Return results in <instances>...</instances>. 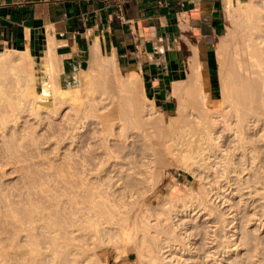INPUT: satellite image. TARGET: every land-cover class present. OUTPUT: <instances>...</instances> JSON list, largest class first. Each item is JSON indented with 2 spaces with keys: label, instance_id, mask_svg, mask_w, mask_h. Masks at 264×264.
Masks as SVG:
<instances>
[{
  "label": "bare ground",
  "instance_id": "bare-ground-1",
  "mask_svg": "<svg viewBox=\"0 0 264 264\" xmlns=\"http://www.w3.org/2000/svg\"><path fill=\"white\" fill-rule=\"evenodd\" d=\"M258 2L260 3L256 4ZM236 4L242 7L239 10L241 11V13H245L248 21L244 22L238 33L232 37L231 52L229 54V57H227V59H224V64H222L221 67L219 66V74L222 75V78L223 72L225 73V82L226 80L227 83L229 82V88L228 90H226V93L222 94V101L218 104L227 105H223L224 108H221L218 113H214L217 114L213 115L214 117L211 114V116L208 117L209 115L207 116V114L210 111V107L206 106L208 105V102L206 101H209V96L205 92L206 94H204L208 97H205L206 100L205 102L203 101L204 103H202L201 101V104L205 106H203V108H205V111L203 108L201 110L202 105H200V107L195 104L194 109L191 107L193 106L192 102L190 105V108H192L194 112L196 111L195 113H197V111L205 113H198V115H200L199 118H196L197 114L195 118H193L194 116H190V122H187L184 117L183 123L186 121L185 123L187 126H183V132H186L183 135L185 137L182 138L183 136L180 137L176 135L175 137H169V140L167 139L168 137H166V140L169 141V145L165 142L167 145L164 143L165 145L163 146V148H165L163 151H168L170 150L169 148H173V146H175L176 151L178 149L179 152L176 153V155L180 154L179 161L183 163L184 169L186 168L187 171H190L194 177L199 178L200 180H203L205 184H208V186L205 187L206 189L208 187H211V189L207 190L208 192H205L204 186H200L202 188L201 191L203 190V192H201V196H199V193H197L199 195H193L194 192L192 191L191 193V190H189L192 196L190 194V198L185 197V199L189 198V200L187 199V201L185 200V202L183 200V202L180 203V201L182 200L179 198L180 201L177 200V204L173 205V202L169 199L172 202V205L171 202L166 200L162 201L160 204L150 207L147 203L151 200L154 193H152L150 190V192H148L150 194H148L147 191H149L148 188L151 186L150 182L158 179L157 176H159V172H157V168L160 167V164H162L163 162L161 160L163 156L160 154L161 151L160 153H158L159 150L157 151V149H155V147L153 146V143H151L154 147V150L153 148H151V146L150 151L148 149L150 153H143V156L140 153L142 158L139 157V159H141L142 161H140L136 155L132 157L128 156L124 159L122 157V159L125 161L120 162V160L116 158L118 157L116 154L114 156L106 154V157L104 156L105 162H108L109 159L115 157L116 160H119V163L114 162L112 164H109L108 171L107 169L102 171V161L101 164L98 162L97 164L99 166L101 165V169H97L98 174H103L106 177H109L108 174L111 172L112 175L110 176L108 181H115L113 183H107L106 185L107 178H104L106 182H104V179L103 182L105 183L106 188H102V186L100 185L102 182L97 186L90 185L86 189L88 191L85 193V202L84 205H82V207H84L80 210L81 212L77 211V216H74V214H76V211L72 212V215L69 218L71 227H76V232H86V235L84 237H86L90 243L86 244L85 242H87V240L84 242L85 239H82L83 236L81 237L82 240H78L76 237H72L70 238L71 240L68 239V243L66 245L67 247H60L59 243H57L56 241L59 230L53 228L52 233L54 235V238H52V241H50V244L52 245V264H99V260L97 257L98 251L101 247H93L91 241H94V246H97V244H99L100 246L101 244H103L105 246L104 238L110 240L111 242L109 244V241H106L108 242L106 245H114L115 243L113 241L114 244H112V240H116V242L119 243V241L123 239L126 241L125 243L121 241L124 244H126L130 240H133L130 243L132 245L134 241H137V243L135 242L136 244L134 243V247H130V249H128L129 252H133L136 255V264H220V262H223L224 258H229V255L227 257H225L224 255L227 254L228 248L232 245L229 244V237L234 236V234L230 236L227 235L226 230L228 229H226V227L232 224L233 220H235V217L234 215H232L228 217L232 220L227 221V218H222L224 214L221 213V215L218 214L219 217H217V215L215 216L217 217L216 220H210L213 217V212L206 210V202L208 200L206 199V197L208 198L210 196L209 193H212L213 190L214 192L211 194L209 199H211V197L213 196L215 199L221 197V199H223L224 197L222 195H225L224 192L229 189L231 191L230 193H232L233 196L236 193H238L239 196L245 195L246 201L243 202L242 206L244 205L245 208L247 204V206H249V210H251V213L247 214L249 216L247 217V220L250 222L252 218L257 216V223H254V225H256V228L254 227L256 231L264 226V210H261L264 209V0H251V2L249 1L248 6L247 3L243 4L242 2L238 1ZM231 7L232 5L228 0L225 11L229 12ZM52 53L53 52L49 50L46 56L36 58L30 55L27 51L1 52L0 71H3L7 75H11L13 77V85L15 84L16 89H20L22 86L28 87L34 83L37 84L40 80L42 84L47 83L48 80V86H44L43 84L44 90L48 89L47 93H49L48 97L46 98L45 106L49 107V105L51 104L50 93H52V101L55 98V100H57L58 102V108H60L67 102L69 98L62 93V89L57 85L58 83L56 81L58 70L56 67L55 58L53 59L54 56H52ZM96 58L97 53L94 52L90 62L94 64L95 67L100 70V72L103 71L104 73L105 71L107 72L108 69L112 70L114 72V83L119 88H128L132 90L133 88L135 89L136 87L140 86L141 77L136 75V73H127V75L131 76L130 78H119V70L115 67L114 62L111 59H108V65L106 64L107 66H104L98 63L96 61ZM48 70H51L53 75V78L51 80L48 79L49 76L46 78ZM191 76H193L194 81H198V75L192 74ZM194 81L191 83L193 84ZM199 81H201L200 78ZM188 84L190 90V87L192 85H190V83ZM183 86H181V81L173 83L170 89L169 96L173 97L178 95L180 87L183 88ZM193 86H197V84ZM202 88L203 87H200L201 90L205 91V89ZM183 91H185L184 88ZM200 92V90L198 92L195 91V93H197L198 95L195 93L194 95L199 96L201 100V97L204 94H201L202 92ZM5 93H0L1 135L5 129L7 130V128H11L10 125L17 119H19L18 115L21 111L19 107L20 103L15 100V97L12 98L8 95L9 93H7V95ZM185 94H187V96L189 95V93L187 92H185ZM190 94H193L192 91L190 92ZM135 97L136 95H134V98ZM188 97L193 98L192 95ZM182 99L181 101L177 100V104L180 105L179 102H182ZM187 99L188 98H186V100ZM192 101H194V103L195 101L196 103L198 102L197 100ZM136 102L138 103V100ZM53 103L54 102H52V104ZM215 104H212L213 107ZM186 105L189 104H183L182 109L183 106L187 107ZM35 107L36 105H33V107H31L30 111L32 113H38V110ZM138 107L136 110L134 109L135 111L132 109V112H134L136 116L139 114L138 111L141 112V108L138 110ZM206 107H208L209 109H207ZM195 108L197 110H195ZM211 111L212 113L214 112L213 110ZM181 113L178 115L183 117V111ZM192 113L190 112L189 114ZM185 114L187 115V113ZM138 117L137 119L134 117L130 119L132 121L133 119L138 120L140 119V117ZM182 117L181 119H183ZM127 121L128 120H126V122ZM181 122L179 121V124H181ZM141 123H143V121ZM158 123L159 121H157V124ZM145 124L148 125V123ZM145 124L140 125L143 128V125ZM151 124L157 125L156 120H153V123ZM179 124L177 125L180 127ZM191 125H193L192 128L195 127L196 130L190 128ZM72 126L73 125H71V128L74 127ZM122 126H124V124ZM141 126L139 127L140 129H142ZM130 127L133 128V126L131 125ZM185 127L187 129H185ZM139 128L138 130H140ZM150 128L151 127H149L148 130H150ZM175 128L176 129H172L173 131L177 132L178 129L177 127ZM189 128L193 130L192 133L190 132ZM129 130H131V128L128 129V131ZM162 130H164L163 127ZM162 130L160 129L159 133H163ZM151 131L153 130H150V132ZM173 131L170 129V132ZM176 132L173 133L175 134ZM148 133L149 132H147L146 135ZM153 133L149 134L152 135ZM173 133L168 134H171L172 136ZM180 133L181 132H179V134ZM148 140L150 141L151 139L149 138ZM147 142L148 141H146V143ZM142 145L144 146L143 142ZM159 145L161 147V143L158 144V146ZM143 146L139 147L143 148ZM151 149L153 151H151ZM107 151L108 150L106 149V152ZM176 151L174 150V153ZM108 152L113 153L112 150L111 152ZM132 152L135 153L134 150H132ZM137 152H139V150L136 151V153ZM143 152L145 151L143 150ZM174 153H172V156ZM166 157L167 156H165V159ZM113 160L115 159H112V162ZM156 172L158 173L157 175ZM155 177H157V179L154 180ZM105 185L103 187H105ZM116 186H119V189H114V187ZM152 188H154V186H152ZM145 193H147L148 195L146 196ZM184 196H182V198H184ZM151 201L153 202V200ZM173 201L175 202V200ZM258 202L261 204L257 205ZM236 204L238 203L236 202ZM254 205L259 206L258 208L256 206L257 210H254ZM251 206L253 207L250 208ZM235 208L242 209L240 208V206ZM258 209H260L262 212L260 213ZM243 211L240 210L241 213ZM256 211H258L260 214ZM191 213L193 216L191 217L189 224L174 220L177 216H187ZM244 213L245 212H243L242 214L243 216H240L245 218L247 215ZM202 214H206L207 217L201 223L199 222V225H197L195 221ZM229 214L231 213L228 212V214L226 215ZM195 215L196 217L193 218ZM253 220L254 219H252V221ZM193 225H195V227ZM245 228L246 227H244L243 229L245 230ZM249 232L246 235L247 239H249V242L245 243V259L241 260V262H236L235 264H254L253 262H251V256L247 255L250 251L254 252V256L256 257L255 261L257 262V264L262 263L260 259L262 257L260 255L264 256V238L260 236L254 238L251 236L252 232ZM118 243H116V245H119ZM233 244L236 245L237 242H234ZM34 245H36V243H32L30 252L37 254L36 247H33ZM116 245H114L113 248H117ZM116 248L115 250L119 251ZM124 251L125 249L123 250V252ZM7 255L9 254L6 252H0V264H4ZM118 255L119 254H117V256ZM128 255L129 254H127V256ZM93 256L94 259L92 258ZM117 258L119 259V257Z\"/></svg>",
  "mask_w": 264,
  "mask_h": 264
},
{
  "label": "rangeland",
  "instance_id": "rangeland-1",
  "mask_svg": "<svg viewBox=\"0 0 264 264\" xmlns=\"http://www.w3.org/2000/svg\"><path fill=\"white\" fill-rule=\"evenodd\" d=\"M249 1L251 2V0H242L241 2L243 4L247 3L248 6ZM259 3L260 2L256 4ZM240 8L242 7L235 3L230 8L229 12L225 11V28L222 34V55L224 59H227L231 52L232 37L238 33L243 23L248 21L245 13L242 12V14L239 10ZM96 61L104 66L106 64L108 65L109 62L108 59H100L98 56L96 58ZM222 64H224V62ZM191 75H189L186 80L181 81V86L184 85L183 88L185 89V91H183V88L180 87L181 92L179 91L178 95L173 97L169 96V99L175 100L173 106L170 109L171 111L162 114V112L154 106L153 101H150L144 97L141 90L142 80L140 82V86L136 87L135 89L133 88L131 90L128 88H119L114 83V72L112 70L108 69L107 72H100V70H98L92 63L86 71L82 72L79 75L78 83L74 87L65 89L64 87H60L57 84L62 89V93L69 98L67 102L60 108H58V102L57 100H55V98L52 101V93H50L51 104L49 105V107L45 106L46 98L48 97L49 93H47L48 89H45L46 91L44 90L43 84L44 86H48V80L47 83L42 84L41 80L38 79L40 81H38L37 84L34 83L28 87L22 86L20 89H16L15 84L13 85V77L11 75H7L3 71H0V91H2L3 93L6 92V95L7 93H9L8 95L12 98L15 97V100L20 103L19 107L21 110L18 115L19 119H17L10 125L11 128H7V130L5 129L4 132H2V135L0 134V252H6L9 254L7 255L4 264H52V245L50 244V241H52V238H54V235L52 233L53 228L59 230L56 241L57 243H59L60 247H67L66 245L68 243V239L72 237H76L78 240L85 239V242L87 240V238L84 237L86 235V232H76V227H71L69 218L72 215V212L76 211V214H74V216H77V211L81 212L80 210L84 207H82V205H84L85 202L84 196L88 191L86 189L90 185L97 186L102 182L103 185L102 183L100 185L102 186V188H106L107 183H113L115 181H108L110 176L112 175L111 172L108 174L109 177H106L102 173V175H99L97 169H101V165L99 166L97 163L99 162L101 164L102 161V171L105 169H107L108 171L109 164H112L114 162L119 163V160L120 162H123L125 161L123 160L125 157H132L137 155L139 159V157L142 158L144 154L150 153V147L152 146L151 143H153V146L155 147V149H157V151L159 150L158 153H160L161 151L160 154L163 155L162 158H164H161V160L163 161L162 164H160L161 166L158 165L160 166L158 167L159 170L157 168V172H159V174L156 172V175L158 174L160 177L157 176L158 179L157 177L154 178V180L157 179L158 181L155 180L150 182L151 186L149 187L150 189L148 188L149 191H147L148 193L151 190V192L154 193L153 197L151 198L153 202L150 200V203L148 202L147 204L150 207H153L154 205L160 204L162 201L168 200L169 202L172 201L173 205H175L177 204V200L180 201L179 198L182 200L180 201V203L183 202V200L184 202L185 200L187 201V199L189 200L192 191L194 192L193 195L199 193L200 195H197L201 196V192H203V190L201 191V187L204 186L205 188L208 186V184H205L203 180L194 177L190 171H187L186 168L184 169L183 163L179 161L180 154L176 155V153L179 152L178 149L176 151L175 146H173V148H169L170 150L167 149L170 152L166 150L163 151L165 149L163 148V146L166 143L169 145V137H175L176 135L182 137L186 133L183 132V126H186V121L190 122V116H194L193 118H195L197 114L196 118H199L200 115H198V113H205L198 111L197 113H195L196 111L194 112V110H192V108L194 109L195 104H197V106L202 105L201 101L202 103H204L209 95L206 90L204 91L200 89V87H202L201 81H199L200 77H198V81L196 82L193 80V76ZM224 75L225 73L223 72V77L221 78L222 75L219 74L216 92L213 94L211 100L208 97L209 101H206L208 102V105L206 106L210 107V109L206 107L210 110L207 114V116L209 115L208 117H210L211 115H217L214 113H218L221 108H224V106L227 105L223 104V106L221 104H218L222 101V94L226 93V90H228L229 88V82L227 83V80L225 82L226 77H224ZM52 76L53 75L51 70H48L46 78L48 77V79L51 80L53 78ZM118 76L119 78L131 77L125 74L123 71H119ZM193 81L195 84L191 83ZM56 82L58 83V81ZM187 82L192 85L190 87V90L189 84ZM182 83L187 84L185 85ZM196 84L197 86H193ZM194 89L196 92L200 90L202 92H200L201 94H204L206 92L208 96L205 95V93L204 95H202L200 100L199 96L194 95ZM191 91L193 94H190ZM185 92L189 93L188 96L192 95L193 98L188 97ZM134 95H136L135 98ZM186 98H188V101L186 100ZM136 99L138 100V103L136 102ZM181 99L182 102H179L180 105L177 104L178 101H181ZM192 100H197L198 102L196 103L195 101L194 103V101ZM52 102L54 103L52 104ZM191 102L193 105L191 106L192 108H190ZM186 103L189 104L186 105L188 109L184 106L182 109V105H185ZM212 104H215L214 107ZM33 105H36L35 108H37L38 113H32L30 111ZM203 106L204 105H202V107L200 106L201 110ZM137 107L138 110L141 108V112L137 110L139 114L136 116L135 113L132 112V109L136 110ZM196 108L195 110H197ZM203 109L205 111V108ZM211 110H213L214 112L212 113ZM182 111L183 117L178 115ZM190 112H193L194 114H189ZM185 113H187V115ZM138 116L140 117V119L136 120ZM132 117L136 119H133L132 121ZM181 117L183 119H181ZM184 117L186 120L184 122L185 124L183 123ZM176 119L178 120V123ZM126 120H128L129 123L128 121L126 122ZM153 120H156V124L157 121H159V123L157 125H153L151 124L153 123ZM142 121L143 123H141ZM179 121H182L181 124H179ZM139 122L141 125L145 123H148V125L145 124L146 126L143 125L142 128ZM176 123L179 124L180 127L182 126L183 129L181 127L180 130V127ZM123 124L124 126H122ZM134 124L135 127L137 126L139 128L141 126L142 129L139 128L140 130H138L137 127H134ZM71 125H73L74 127L72 126L73 128H71ZM130 125L133 126V128L130 127ZM192 126L193 125H191L190 128H192ZM149 127H151L150 130L153 131L150 132V130H148ZM159 127L161 130L162 127L164 128V130H162L163 133H159ZM171 127L174 129H176L175 127H177V132L173 131ZM186 127L185 129H187ZM126 128H131V130L128 131V129ZM190 128L189 130L191 133L193 130H196L195 127L192 128L193 130H191ZM170 129L176 133L174 134L173 132H170ZM178 131L181 133L179 134ZM147 132H149L150 134L153 132L154 133L152 135H150L149 133V135H146ZM168 133H173V135L171 136V134ZM136 136L137 139L139 138V141L136 139ZM166 137H168V140H166ZM184 137L185 136H183L182 138ZM149 138L151 139L150 141L148 140ZM146 141L148 142L146 143ZM142 142L144 146L142 145ZM160 143L162 148L160 147V145L158 146V144ZM147 145L150 146L148 147ZM139 146H143V148ZM153 146L151 148H153L154 150ZM156 146H158L159 148ZM106 149L110 152L112 150L113 153H109L108 151L107 153ZM172 149H174L176 152L174 153V150ZM132 150H134L135 153L138 150L139 152L135 154L132 152ZM143 150L145 152H143ZM153 150L151 149V151ZM140 153L142 156L140 155ZM172 153H174L173 156ZM106 154H110L111 156H114L116 154L118 156L116 158H118L119 160H116L115 157H112L108 160V162H105L104 160ZM164 155L167 156V160L165 159ZM112 159L115 160H113L112 162ZM139 160L142 161L141 159ZM178 162L181 164H179ZM104 178H107V182ZM103 179L104 182H106V185L103 182ZM104 185L105 187H103ZM152 186H154L155 189L152 188ZM184 188H186L187 190ZM114 189H119V186L114 187ZM209 189H211V187H208L207 189L205 188L204 191L208 192L207 190ZM189 190H191V193ZM230 192V189L226 190L224 192L225 195H222L224 197L223 199H221L222 197L215 199L214 196L209 199L212 193H209L210 196L208 198L206 197V199H208L206 202V210L213 212L212 215L215 218L214 219L212 217L210 219L211 221L216 220V218L219 217L221 213L224 214L222 218H227V221L232 220L228 217L232 215H234L235 217V220H233L232 224L226 227V229H228L226 230L227 235L230 236L234 234V236L229 237V244L232 245L228 248L227 254L224 255L225 257L229 255V258H224L223 262H220V264H235L236 262H241V260L245 259V243L249 242V239H247L246 235L249 231L252 232L251 236L254 238L258 236L264 238V226L258 229V231L255 230L256 225H254V223H257V216H253L254 218H252L256 222L254 220L252 221V219L250 222L247 220V217H249L247 214H250L251 210H249V206H247V204L245 208L244 205L242 206L243 202L246 201L245 195L239 196V194L236 193L233 196ZM147 193H145L146 196L150 194ZM182 196H184V198H182ZM185 197L189 198L185 199ZM173 200H175V202ZM236 202L238 204H236ZM260 204L261 203L258 202L257 205ZM257 205H254V207L251 206L250 208L253 207L254 210H257ZM239 206L244 211L242 209L235 208ZM258 207L259 206H257V208ZM234 208L236 209V212ZM240 210L245 212L244 214L247 215L245 218L241 217L243 216V212L241 213ZM261 210L258 209L260 213L262 212ZM228 212H230L231 214L226 215L228 214ZM216 215L217 217H215ZM192 216V213L187 216L180 215L177 216L174 220L189 224ZM195 217L196 215L193 218ZM206 217V214L200 215L196 219L195 223L199 225ZM195 225L193 226L195 227ZM244 227H246L245 230L243 229ZM104 239L105 246L101 243L100 246L96 242L95 243L97 244V246H94V241L90 240L93 247H101L98 251V257L95 255L99 260V264H136V255L133 252H129L128 249H130V247H134V243H137V241H134L132 245L130 243L133 240H130L126 243V245L124 244L126 241L123 239L120 240L119 243L116 242V240H112V244H119L116 245L117 248L115 247L119 251H116L115 248H113L114 245H106L108 243L106 241H109V244L111 243L110 240H107L106 238ZM121 241H123L124 243ZM234 242H237V246L233 244ZM32 243H36V245H34L33 247H36L37 254L30 252ZM85 243L89 244L90 242L89 240H87V242ZM126 246L129 248H127ZM124 249L125 251L123 252ZM117 254H119L120 256H117ZM127 254L129 255L127 256ZM247 255L251 256V262L257 264V262L255 261L256 257L254 256L255 254L253 251L248 252ZM260 256L262 257L260 258L262 261L261 264H264V256ZM117 257H119V259ZM92 258L94 259V256Z\"/></svg>",
  "mask_w": 264,
  "mask_h": 264
},
{
  "label": "crops",
  "instance_id": "crops-1",
  "mask_svg": "<svg viewBox=\"0 0 264 264\" xmlns=\"http://www.w3.org/2000/svg\"><path fill=\"white\" fill-rule=\"evenodd\" d=\"M227 2L0 0V53L39 58L52 51L58 85L70 89L96 52L119 71L140 76L144 97L165 114L175 101L172 84L191 74L210 100L216 92Z\"/></svg>",
  "mask_w": 264,
  "mask_h": 264
}]
</instances>
